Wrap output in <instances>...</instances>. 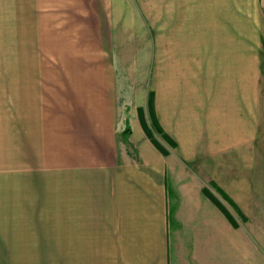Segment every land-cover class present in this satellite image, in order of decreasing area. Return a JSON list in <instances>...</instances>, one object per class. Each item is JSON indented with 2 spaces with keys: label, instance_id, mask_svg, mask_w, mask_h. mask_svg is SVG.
Masks as SVG:
<instances>
[{
  "label": "crops",
  "instance_id": "crops-1",
  "mask_svg": "<svg viewBox=\"0 0 264 264\" xmlns=\"http://www.w3.org/2000/svg\"><path fill=\"white\" fill-rule=\"evenodd\" d=\"M260 24L264 0H0L2 264L49 252L54 220L74 252L104 254L91 264H258L203 190L254 196L221 158L261 139L239 80ZM148 41L168 148L135 117L117 137L121 78Z\"/></svg>",
  "mask_w": 264,
  "mask_h": 264
},
{
  "label": "rangeland",
  "instance_id": "rangeland-1",
  "mask_svg": "<svg viewBox=\"0 0 264 264\" xmlns=\"http://www.w3.org/2000/svg\"><path fill=\"white\" fill-rule=\"evenodd\" d=\"M144 25L146 26V36L151 37L152 24ZM130 31L131 35L135 33L134 29ZM262 34L264 36V27ZM141 40L143 39L141 38ZM150 40H152V37ZM242 45L243 57L240 61L241 75L239 79L242 87V104L247 107L251 106L252 109L253 107H258V116L262 121L259 122V134L257 135H261V139L253 143L252 141L244 142L241 146L240 156L234 158L225 157L221 158V160L226 166H236L235 171H237V173L232 174L240 178L234 181L236 183H242L243 186L251 187L254 196L253 198L244 196L243 199L245 203L237 205L225 192L218 189L213 182L207 184L208 188H204V190L207 192L209 191L208 193L218 201L224 212L223 214H228L229 217H231L233 222L225 216L231 225L243 229V233L246 232L245 235H248L252 244H250L247 237L243 238V243L257 246L258 252L256 253V257L258 264H264V44L258 43L250 45L246 43ZM130 46L132 47V45ZM141 47L144 50H140V53H138L136 49H141ZM134 48L133 55L135 58L133 56L132 58L135 59V65L132 62L131 66H129L130 70L133 68L132 71H130L133 75L121 78V86L117 93V114L119 117L117 137L120 141L127 143V139L124 141L122 129L124 130L125 128V130H127L130 127V120L135 117L139 119L140 122L145 123L141 125L147 134L146 136H150L151 139L154 140V143L160 148H162L160 144L168 148L172 144L165 139V134L159 131L152 116V46L148 41V44L145 43L144 46L142 43H140L139 46L136 43ZM248 50H250V52H248ZM255 50L258 51L257 56H259V58H257V60H254L252 57ZM138 56L140 57V61H143V64L140 66L137 63L136 57ZM195 63L196 61L194 65ZM200 63L199 61L198 64ZM136 69H139L140 74H137ZM214 79V82L217 84L222 81V77L219 75L214 76ZM251 108L249 110H251ZM248 116H250V114L246 113V116L243 115V119ZM152 140L151 142H153ZM227 176H229V174ZM196 224H199V222H196ZM58 226L59 222L56 220L51 221L49 252L15 254L17 260H14V254H12L13 261L17 262L16 264H91V262L97 260L98 257L104 256L103 253L89 254L74 252L73 238L59 237L60 230ZM3 255L4 254H0V264H2Z\"/></svg>",
  "mask_w": 264,
  "mask_h": 264
},
{
  "label": "trees",
  "instance_id": "trees-1",
  "mask_svg": "<svg viewBox=\"0 0 264 264\" xmlns=\"http://www.w3.org/2000/svg\"><path fill=\"white\" fill-rule=\"evenodd\" d=\"M165 137V139L167 140V141H169V143L170 144H172V146H174L175 144H174V142H172L171 140H170V138L168 137V136H164ZM149 138L151 139V137L149 136ZM152 140V139H151ZM153 141V143H154V140H152ZM206 194H207V196H208V198L223 212V210H222V208L220 207V204L218 203V201L211 195V194H209L206 190H203ZM224 213V212H223ZM225 216L231 221V222H233V220L231 219V217H229V215L227 214H225Z\"/></svg>",
  "mask_w": 264,
  "mask_h": 264
}]
</instances>
